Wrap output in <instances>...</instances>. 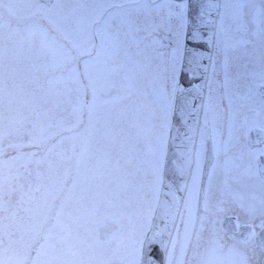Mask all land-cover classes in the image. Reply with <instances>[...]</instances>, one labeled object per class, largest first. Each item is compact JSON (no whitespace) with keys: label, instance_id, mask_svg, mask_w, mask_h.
Returning <instances> with one entry per match:
<instances>
[{"label":"flooded vegetation","instance_id":"af4514ba","mask_svg":"<svg viewBox=\"0 0 264 264\" xmlns=\"http://www.w3.org/2000/svg\"><path fill=\"white\" fill-rule=\"evenodd\" d=\"M155 2L146 6L145 21L143 0H56L57 21L49 36L61 44V51L84 50L87 40L93 52L104 54L110 52L112 39L143 51V40H139L146 38L161 59L170 93L182 20L173 15L174 8L160 26ZM227 17L220 20L219 33H230L232 22ZM151 24H157L156 28ZM232 44V37L223 39L213 55L182 208L179 237L187 250L183 256L179 246L175 248L169 264H264V33L247 48ZM2 169L0 264H27L33 242L27 228L31 226L27 224V174L17 177L14 166L11 171ZM197 210L201 212L195 222ZM48 215L45 210L40 220L45 223ZM225 217L235 225L233 236L221 226ZM40 251L41 246L31 264Z\"/></svg>","mask_w":264,"mask_h":264},{"label":"rangeland","instance_id":"374dc122","mask_svg":"<svg viewBox=\"0 0 264 264\" xmlns=\"http://www.w3.org/2000/svg\"><path fill=\"white\" fill-rule=\"evenodd\" d=\"M0 1L10 14L21 18L27 15V5L34 13L45 11L43 7L36 6L34 0ZM160 1L163 3L158 6L159 12L162 5L163 7L164 5L176 7L170 0ZM233 3L237 7L242 5L244 9L250 7L248 0L245 3L242 0H234ZM225 4V6L228 5ZM146 6L150 5L144 2V19L147 18L149 10ZM54 11L55 5L48 8L45 14L55 20L53 19L55 18ZM166 15V13L163 14V16ZM159 16L157 19L161 20L162 24L164 20L162 13ZM35 28L33 25L31 29H27V27L2 29L0 27V32H5L4 35L8 37L20 36V30H27V39L31 40L27 42V52L31 53V55H27V67L33 73V69H35L33 66L37 64V68L42 69L43 67V72L46 70L49 72L47 79H54L53 85H51L54 87L27 84V113L25 111L19 118H15L20 123L16 126L19 129L14 134V144L21 149V151L17 150L20 153L17 152L15 158L18 154L25 155L24 149L29 150V156L27 153V181L35 183L36 179L38 187L44 188L49 193H52V189L58 188V183L66 175H69L70 171H74V182L69 190L68 198L64 202L63 214L66 216L75 211L74 202L76 200L79 239L76 243L70 239L76 229L64 231L62 264L68 263L76 255L79 258L74 259L77 264H83L81 260L84 259L82 257L85 254L82 250H87V247L95 245H99L107 251V256H110V253L119 256V259L122 256L124 264H138L141 255V242L149 227L160 191L162 158L165 154L162 149L167 142L166 123L171 116L172 108L171 101L168 102L167 92L161 85L163 83H160L159 77L153 73L155 63L145 53L121 54L112 50L111 54L106 55L110 59L106 68L105 65L100 66L101 69L95 65L99 70L96 71L94 86L87 94L90 102L87 108L89 112L88 126L85 127L84 132L87 142L83 140L84 145L81 147L78 163L72 164V146L70 147V145L73 143L71 139L75 140V137L73 134H68L67 138L64 135L57 136L59 134L56 131L58 122L56 113L58 111L54 108L57 104L55 103L57 96L52 92L53 97H49L51 93L47 90L48 88L53 90L57 86L56 79L59 76L62 81L68 80L69 83L81 76L76 71V66H72L70 55H64L61 60L55 53V45L51 48L44 40L40 42V37L36 38L39 28L37 27L38 30ZM10 46L17 49L26 47V45H19L18 42ZM86 52L88 51L86 50ZM37 56L39 59L36 60ZM122 56L123 59H121ZM93 63L88 57L84 59V65L88 70L94 68ZM61 65L65 68L59 70L62 73L57 71V67ZM76 86L77 82L74 87ZM66 87L69 86L66 85ZM83 90L77 91L76 88H72L70 95L74 103H78L80 111L84 109L82 104L86 97ZM61 93L64 92L61 91ZM114 101L115 104L123 102L127 107L124 111L115 112L111 118L107 112L114 108L112 105L115 104H109ZM46 104L54 106L49 108L45 106ZM75 112L78 113V109ZM64 117V120L63 117L60 119V122L63 120V127H67L65 122L70 127L78 124L75 117L72 120V125L71 120L66 121L67 114H64ZM77 121L82 122L80 117ZM26 127L27 132L24 130ZM37 147L43 150L39 155L34 156L32 152ZM31 155L33 156L30 157ZM65 157H69L71 163L65 161ZM15 167L17 169L19 166ZM2 168V172L7 171L12 168V165L3 164ZM18 170L20 175H25L26 169L19 168ZM157 176L159 180H157ZM36 203L39 201L34 205L32 202L30 206H27V210H32L33 220L39 210ZM108 213H111V216ZM64 224L60 221L57 228H64ZM35 228L33 227L32 230ZM55 243L56 241L52 240L51 247H55ZM60 246L58 244V247ZM46 251V254L50 253V250ZM40 262L44 264L45 261L41 260ZM52 264L55 263L52 262Z\"/></svg>","mask_w":264,"mask_h":264},{"label":"water","instance_id":"95a60500","mask_svg":"<svg viewBox=\"0 0 264 264\" xmlns=\"http://www.w3.org/2000/svg\"><path fill=\"white\" fill-rule=\"evenodd\" d=\"M219 3L220 0H189V25L184 63L177 91L171 140L164 166L163 188L153 228L146 240L141 264H163L177 218L182 195L178 191L170 196L171 182L175 177V190L183 187L182 181L190 162L200 119ZM161 222H164L162 228H160ZM153 246H157V251H154Z\"/></svg>","mask_w":264,"mask_h":264}]
</instances>
